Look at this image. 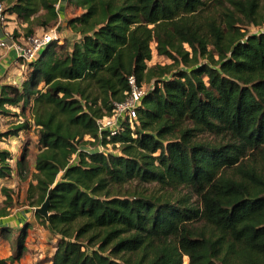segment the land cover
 Listing matches in <instances>:
<instances>
[{
  "label": "trees",
  "instance_id": "obj_1",
  "mask_svg": "<svg viewBox=\"0 0 264 264\" xmlns=\"http://www.w3.org/2000/svg\"><path fill=\"white\" fill-rule=\"evenodd\" d=\"M5 1L26 36L58 20L61 0ZM66 4L82 9L67 19L79 39L50 42L27 61L20 86L0 88V115L28 110L38 128L27 204L39 206L49 192L48 217H35L58 236L50 264H264V31L237 25L264 23V0ZM152 42L170 63L147 64ZM131 75L149 83L136 121L100 137L98 120L126 98ZM30 126L25 118L6 134ZM108 143L116 151L98 150ZM10 160L0 149V179ZM26 168L24 149L16 170ZM130 180L173 193H122ZM0 191L6 216L14 200L8 187ZM25 237L12 238V259Z\"/></svg>",
  "mask_w": 264,
  "mask_h": 264
},
{
  "label": "rangeland",
  "instance_id": "obj_2",
  "mask_svg": "<svg viewBox=\"0 0 264 264\" xmlns=\"http://www.w3.org/2000/svg\"><path fill=\"white\" fill-rule=\"evenodd\" d=\"M2 2L5 8L7 6V3L5 0ZM259 3L262 5L263 0H259ZM57 6L59 7L58 8V20L54 25L48 28H55L60 34V40L62 41L59 42V41L54 40L55 42L62 43L64 41H68L69 44H72L74 42V39H79V36L77 34H74L69 29L67 25V19L80 14L82 12V9L75 7L72 4L63 5V0L59 1V3L56 4V7ZM241 19L242 21H240L237 25H239L243 31L247 33H257L258 31H264V23L255 25L253 23L247 22L244 18H241ZM64 24H66L67 30L64 29ZM61 25H62V29H59L58 27H61ZM6 26L8 27L10 31L8 32L9 35L13 38L15 42L20 43L22 45L28 44V41H27L28 36L25 35L26 26H27L26 23L22 22L14 14L7 12L6 22L4 25L2 24L0 25V30L1 29L3 30L4 28H6ZM42 30H43L42 27H35L33 34L40 33ZM60 30H62V32L63 31H67V32L66 33L64 32L61 34ZM151 49H152V56H151V59L147 61L148 65H153L156 63L165 64V63L171 62V60L168 57L157 54L155 50V42L151 43ZM27 61L28 60H25V59L22 61V63H24V66H27ZM179 66H182V64ZM142 85L143 87L146 88L149 85V83L143 82ZM11 113L19 114V108L9 107L7 113H3L2 115H0V149L9 150L12 156V160L9 161L12 167L11 172L7 177L0 179V186L4 185L10 189L11 196L14 200L13 206L14 208H16V207H21L24 205L29 206V204H27V202H29L27 195L30 189L29 184L31 182L34 183V179H33V175L35 173L34 158L38 151V144H37L38 128L34 127V125L32 124L33 119L28 110H26V112L22 115L19 114V116L11 115ZM25 118L31 123V126L28 129L19 131L17 135H7L6 134L17 123L24 120ZM199 136L200 138L215 140L214 136L208 133L200 134ZM85 145H87L85 147L88 149L93 146L92 144H85ZM116 145H118V143H116ZM103 147H104L105 152L116 151V149L113 147L111 143H108L107 145H103ZM24 149L26 150L27 168L23 170L22 173L20 174L16 170V161ZM118 189H120L122 193L125 191L138 192V193L141 192V193H144L145 195L146 194L161 195L164 193H171V192L173 193V191L170 190L168 187H163L155 181L142 183L137 180H130V181H127L121 184L118 187ZM179 191L183 193L184 191H186V189L180 188L178 191H176V193ZM4 198L5 196L0 191V204H2V201L4 200ZM35 220L37 222V225H36L37 227L34 229L33 234H30L29 239H25V242L33 244L32 250L30 251V254H29L30 256L32 255L33 259H32V262L31 260H28V261H29V264H47L51 256L53 247L56 244L58 236L50 233L48 229H46L45 226L40 224L38 219L35 218ZM184 258L186 259L184 264H187V257H184Z\"/></svg>",
  "mask_w": 264,
  "mask_h": 264
},
{
  "label": "crops",
  "instance_id": "obj_3",
  "mask_svg": "<svg viewBox=\"0 0 264 264\" xmlns=\"http://www.w3.org/2000/svg\"><path fill=\"white\" fill-rule=\"evenodd\" d=\"M65 4L66 2L63 1V5ZM58 28L62 29V25ZM64 29L67 30L66 24H64ZM6 30L7 32H10L7 26ZM3 32L4 31L1 29L0 33ZM64 32L66 33L67 31L62 32V30H60L61 34ZM22 61L23 59L18 60L16 58V54L13 49L0 48V88L2 84L7 83L20 86L24 79L27 78L28 69L27 66H24ZM30 207L28 205L16 207L13 208L8 215L0 216V226L4 227L7 231L4 234L0 233V257L9 258L10 264H29L28 260H31L32 262V255L30 256L29 254L32 250L33 244L28 242H24L22 255L19 258H11L13 254L11 242L12 238H15L21 232H25V239H29L30 234H33L34 229L37 227L35 210L33 206ZM47 264H50V261H48Z\"/></svg>",
  "mask_w": 264,
  "mask_h": 264
},
{
  "label": "built area",
  "instance_id": "obj_4",
  "mask_svg": "<svg viewBox=\"0 0 264 264\" xmlns=\"http://www.w3.org/2000/svg\"><path fill=\"white\" fill-rule=\"evenodd\" d=\"M6 12L4 11V4L0 1V25L6 22ZM0 33V48L13 49L17 59H25L28 61L37 58L41 49L50 42L56 40L61 42L60 34L55 28L43 29L40 33H35L28 36V44L22 45L13 40L6 28ZM128 82L130 90L126 98L122 101H115L111 115L104 116L98 120V132L101 137L103 131L108 130L109 135L116 134L120 123L127 118L131 125L136 121L137 106L141 102V97L144 93L145 87L136 84L134 76H129ZM91 148V147H90ZM98 150L103 151V145H99Z\"/></svg>",
  "mask_w": 264,
  "mask_h": 264
},
{
  "label": "water",
  "instance_id": "obj_5",
  "mask_svg": "<svg viewBox=\"0 0 264 264\" xmlns=\"http://www.w3.org/2000/svg\"><path fill=\"white\" fill-rule=\"evenodd\" d=\"M48 203H49V192L47 193L44 201L39 205L34 207L35 212L40 213L44 217H48Z\"/></svg>",
  "mask_w": 264,
  "mask_h": 264
},
{
  "label": "bare ground",
  "instance_id": "obj_6",
  "mask_svg": "<svg viewBox=\"0 0 264 264\" xmlns=\"http://www.w3.org/2000/svg\"><path fill=\"white\" fill-rule=\"evenodd\" d=\"M186 261V259L184 258V262Z\"/></svg>",
  "mask_w": 264,
  "mask_h": 264
}]
</instances>
